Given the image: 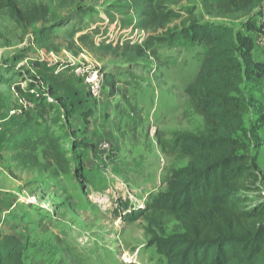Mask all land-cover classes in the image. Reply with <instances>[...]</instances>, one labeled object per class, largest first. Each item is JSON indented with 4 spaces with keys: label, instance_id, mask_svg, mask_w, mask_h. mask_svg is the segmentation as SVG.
<instances>
[{
    "label": "rangeland",
    "instance_id": "rangeland-1",
    "mask_svg": "<svg viewBox=\"0 0 264 264\" xmlns=\"http://www.w3.org/2000/svg\"><path fill=\"white\" fill-rule=\"evenodd\" d=\"M18 8L0 9V264H167L146 207L212 128L186 93L208 51L194 24L242 33L237 136L264 199V0Z\"/></svg>",
    "mask_w": 264,
    "mask_h": 264
},
{
    "label": "trees",
    "instance_id": "trees-1",
    "mask_svg": "<svg viewBox=\"0 0 264 264\" xmlns=\"http://www.w3.org/2000/svg\"><path fill=\"white\" fill-rule=\"evenodd\" d=\"M4 8L18 23L25 20L18 0H0V9ZM161 16L171 18L175 13ZM192 33L208 51L186 93L212 128L186 144L187 165L172 174L168 190L146 207L148 217L165 234L156 241L167 264H264L261 177L237 136L244 115L234 94L240 91L241 69L234 42L242 33L200 24L192 26ZM171 222L177 229L167 236L163 226Z\"/></svg>",
    "mask_w": 264,
    "mask_h": 264
},
{
    "label": "built area",
    "instance_id": "built-area-1",
    "mask_svg": "<svg viewBox=\"0 0 264 264\" xmlns=\"http://www.w3.org/2000/svg\"><path fill=\"white\" fill-rule=\"evenodd\" d=\"M99 75L95 72V75L90 79V83H92V89L94 92H98L99 90Z\"/></svg>",
    "mask_w": 264,
    "mask_h": 264
}]
</instances>
